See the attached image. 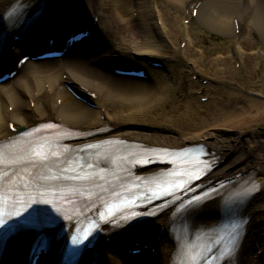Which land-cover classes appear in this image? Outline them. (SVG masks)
Segmentation results:
<instances>
[{
	"label": "bare ground",
	"instance_id": "1",
	"mask_svg": "<svg viewBox=\"0 0 264 264\" xmlns=\"http://www.w3.org/2000/svg\"><path fill=\"white\" fill-rule=\"evenodd\" d=\"M13 1L15 0H0V15L5 13L6 6ZM40 1L22 0L28 8L39 5ZM45 1L41 17L49 14L67 15L74 11L76 16L90 21V15H100L97 24L99 32L105 23L113 32L117 44L108 46L105 40L90 38L91 44L86 52L75 51L51 60L26 61L12 79L0 83V137L13 133L11 124L16 128L27 127L37 120L54 116L71 126L92 128L108 125V131L103 136L105 138L119 137L147 145L167 147L203 142L217 156V162L208 175V180L233 178L230 188L240 185L244 179L248 180L250 185L254 181H261L262 187L252 193L247 202V233L232 264H245L246 261L264 264V141L255 140L254 144L247 147L246 142L255 136L253 130L247 129H239L234 134L225 136L214 130L189 134L199 128V123L195 121V111L192 107L185 105L186 109L181 111L179 103L164 104L159 113L164 115V118L172 119L176 128L156 123V117L152 115L153 107L162 105L164 98L178 91L180 84L172 85L170 78L159 75L156 69H152L154 77L149 82L116 75L112 68L108 67V63L112 62H131L133 55L145 59L156 54L164 60L170 57H178L180 60L179 56L182 55L192 61L194 69L199 72L208 73L219 82L233 81L236 71L225 64L227 56L224 52L210 57V54L203 50H199V53L191 48L195 41L184 19L188 18L189 12L200 3L194 19L199 25L222 34H230L237 42L236 26L242 29L249 19V27L257 28L264 38V0H136L135 8L128 7L125 0H78L81 4L75 9L70 5L72 0H58L53 4H50L49 0ZM130 9L131 15L127 16L126 12ZM179 29L182 32L181 37L188 40L190 45H186L184 49H171L167 41L176 43ZM249 46L245 42L242 47L245 49ZM19 51L20 49L15 47L13 55ZM239 55L244 61L247 60V52L240 50ZM165 66L171 69L175 64L166 62ZM181 71L184 72L183 69ZM249 73L252 71L249 70ZM69 81L82 91L91 93L98 107H92L77 97L68 103H58L59 98L68 94ZM189 90L192 92L193 87ZM212 90L214 93L208 105L215 108H237L246 104L243 95L234 87L213 86ZM188 103L190 101H187ZM258 103L254 101L251 105ZM233 112L234 110L231 111ZM211 119L219 122L221 117L215 114ZM221 132L225 133L224 130ZM240 174L245 175L241 177ZM239 187L243 189V186ZM221 198L218 196L201 206L193 214L195 222L215 221L223 203ZM171 219V210H165L141 224L147 227L150 233L156 231L162 236V240L156 239L153 242L159 250L160 258L142 256L134 262L131 257L118 255L119 245L115 239H111L106 242L101 255L104 263L173 264L175 258L174 264H178L189 254L191 244L185 239L179 241L169 232L168 223ZM25 239L27 236L21 235L13 240L12 246L25 245Z\"/></svg>",
	"mask_w": 264,
	"mask_h": 264
},
{
	"label": "rangeland",
	"instance_id": "2",
	"mask_svg": "<svg viewBox=\"0 0 264 264\" xmlns=\"http://www.w3.org/2000/svg\"><path fill=\"white\" fill-rule=\"evenodd\" d=\"M153 1V0H151ZM128 7L135 8V2L136 0H125ZM217 9V8H216ZM127 16L131 15V9L126 12ZM106 25V24H105ZM107 28V27H106ZM105 29V27H104ZM192 32L195 34L194 40L197 41L196 46L197 48L206 49L207 52L212 53L215 48H217V53H219V48L224 50L228 58L226 59V65H231L232 69L234 68L236 73V79L235 81H229L224 83H219L216 80H212L210 78L209 74H200L198 71H195L194 75H197L198 77L192 78L191 74L194 71H190L188 75H182L177 74V72H180V68L189 69V66L191 65V61L187 60L186 58H182L181 61H179L180 66H176L175 68L168 69L167 71L162 72L163 75L169 76L173 83L178 81V83L181 85V88L176 92L173 93L170 97L164 98L162 105L157 104L152 109V115L156 117L155 121L156 123L163 124V125H169L172 127H175V123L170 118H164V115H159L162 111V106L164 104H172L173 103H179L180 104V110H185V105L187 107L190 106L195 111V121L199 123V128H196L194 131H191V133H199L202 131H208V130H214L221 134V136H225V134H234L235 131H238L239 129H247V130H253L254 131V137L252 136V139L250 138L246 142V146L252 145L255 143V140H261L264 141V52H260L259 49H257V46H262L264 50V38L258 33L257 31L254 32L252 35V38L250 37L248 42L251 45L252 48L248 49L249 53H252L251 60H247L245 66L242 65L241 60L238 57L236 47L237 44L234 43L233 38L231 35H223L217 31H214L210 28H206L204 26H192ZM107 33L109 37V43L111 44H117V41L114 38L113 32H111L110 29L107 28ZM179 34L181 32H178ZM193 34V35H194ZM243 35V34H242ZM240 37L242 39L245 37L243 35ZM246 37H248L246 35ZM179 41H177L176 44L170 43L171 47L178 48L179 47ZM213 55V54H212ZM175 59V58H174ZM240 65V66H239ZM254 68L252 69L254 71L253 78L249 77V73H247V69L249 66ZM233 69V70H234ZM193 81L199 80V83L194 86L197 88L198 91H202V93H199L197 96L193 95V93L190 94L189 88L191 85V79ZM213 86H219V84L224 87L232 85L235 88L238 89L239 93L246 98L253 97L255 98L254 101H258V105H251V102L253 100H247L245 99L244 102L246 104H241L237 108L233 107H227V109H223L220 107H214L212 105H208L207 100H202V97H211L214 93L213 90H211L213 87H210V85ZM212 92V93H211ZM255 93V94H253ZM196 97L195 101L193 100L191 103L187 104V101H191L192 97ZM75 96L70 92L66 96L63 97V101L65 103L70 102ZM176 101V102H175ZM95 105L98 104L94 100ZM234 110L233 113L231 111ZM219 115L221 117V120L219 122H215L213 119H211L215 114ZM249 115H248V114ZM224 115V116H223ZM158 118V119H157ZM198 118V119H196ZM147 122H152V120H146ZM154 121V120H153ZM225 131V133H222L221 131ZM236 156V154H235ZM233 158V157H232ZM231 158V159H232ZM230 159H227V161ZM225 161V160H223ZM226 162V161H225ZM264 167V164L262 165Z\"/></svg>",
	"mask_w": 264,
	"mask_h": 264
},
{
	"label": "snow or ice",
	"instance_id": "3",
	"mask_svg": "<svg viewBox=\"0 0 264 264\" xmlns=\"http://www.w3.org/2000/svg\"><path fill=\"white\" fill-rule=\"evenodd\" d=\"M203 150H201L202 152ZM33 157L36 159H39L41 161H48L50 157L60 156L61 153L58 151H50L46 148L44 145L38 146L36 149L33 150L32 154ZM198 155L196 154L194 158L196 159V163L193 164L192 168L189 170H186L184 172H169L167 173V179L163 180L161 183H155L153 182V187H147L145 191L142 193V198L146 200L148 203H152L156 199H164V205H161L160 207L167 206L168 200L165 199L167 197H171L174 201H179V206L177 208L178 212L186 213L188 215L194 214L197 212L202 204V202L212 196L213 193H216L218 189L212 188L209 192H205L202 195H195L191 198L184 200L182 196L177 195V193H186L193 191V182L196 180H199L202 178L203 175L206 174L207 171L211 170V164L208 162H201L198 159ZM130 162H136V163H143V164H149V163H163V161L156 160L152 157L146 156L143 160L139 159L137 154H132V161ZM91 167V165H89ZM45 179H56L55 176L50 177H44ZM77 179H81V177H77ZM221 188L224 187V185L220 186ZM255 187V185H253ZM252 189H247L243 193H238L237 197L241 195H247L248 192H250ZM119 195V194H117ZM141 199V196H136L132 200L125 199L122 203L124 205H134L136 200ZM33 203H51L49 200H40V201H33ZM225 209L227 211H231L232 209L229 207L228 202H225ZM59 211V209H57ZM150 215H155V212H150ZM9 218H11V214H8ZM15 215H20L19 211L15 212ZM139 215V213L132 212L130 216H122L123 221H128L130 219H134ZM114 216V213L109 209L108 214H101L100 219L106 223L110 222L113 224H119V221H116L115 219H112ZM70 218V217H69ZM8 227V220L4 219L3 217H0V228H7ZM96 227H99L97 224ZM240 227V224H236L234 226V230L238 229ZM91 235V232H85V234L82 237L78 236H72V244L75 246H79L86 241L89 236ZM222 241V238L220 240L215 241L214 243H220ZM47 240L41 238L39 243H37L33 251L39 252L43 251L47 247ZM231 255V249L228 246H225L221 251L219 255V259H226ZM189 264H197V260L195 257H191L189 260Z\"/></svg>",
	"mask_w": 264,
	"mask_h": 264
},
{
	"label": "water",
	"instance_id": "4",
	"mask_svg": "<svg viewBox=\"0 0 264 264\" xmlns=\"http://www.w3.org/2000/svg\"><path fill=\"white\" fill-rule=\"evenodd\" d=\"M72 25H74L73 23H69V26H72ZM126 241V239L122 242V243H124ZM131 241V240H130ZM131 243V242H130ZM130 247H131V244H130ZM125 252L127 251V247H124V249H123Z\"/></svg>",
	"mask_w": 264,
	"mask_h": 264
}]
</instances>
